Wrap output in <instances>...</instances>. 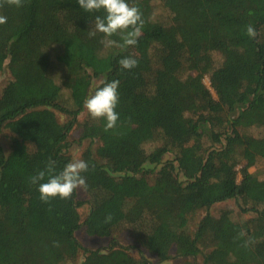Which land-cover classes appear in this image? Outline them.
I'll use <instances>...</instances> for the list:
<instances>
[{
    "label": "trees",
    "instance_id": "trees-1",
    "mask_svg": "<svg viewBox=\"0 0 264 264\" xmlns=\"http://www.w3.org/2000/svg\"><path fill=\"white\" fill-rule=\"evenodd\" d=\"M156 2L169 21L155 16ZM128 3L142 13V35L121 48L115 34L109 39L116 44L105 48L102 33L89 35L103 10L86 12L78 0H23L22 7L0 0L7 18L0 24V72L7 62L18 67L0 97V135L12 133L10 152L0 146V264H68L82 251V264H164L175 257L264 264V179L250 172L264 161V135L244 131L264 129V0ZM125 56L138 66L122 69ZM101 79L120 81L119 120L108 131L106 120L89 113L78 120ZM79 126L81 141L90 142L82 155L89 165L82 173L90 206L84 222L79 189L45 203L30 181L49 160L57 173L72 160L69 136ZM148 143L155 144L151 152ZM229 200L255 217L240 223L229 212H209ZM202 210L207 214L193 231ZM83 225L90 236L111 238L109 247L84 248L77 238ZM126 230L138 257L114 237Z\"/></svg>",
    "mask_w": 264,
    "mask_h": 264
},
{
    "label": "clouds",
    "instance_id": "clouds-1",
    "mask_svg": "<svg viewBox=\"0 0 264 264\" xmlns=\"http://www.w3.org/2000/svg\"><path fill=\"white\" fill-rule=\"evenodd\" d=\"M9 5L23 6V0H4ZM78 5L86 12H99L103 10L104 15H97L93 27L89 31L90 36L102 33L105 37L101 41L105 48H110L116 41L109 39L115 34H120L122 44L118 46L126 48L135 46L138 38L142 35V13L139 8L132 6L128 0H78ZM2 6V5H0ZM7 22V18L0 16V24ZM246 33L250 38L257 36V31L252 24L246 25ZM122 69L131 70L138 66V61L125 56L118 61ZM119 80L111 82L101 79L94 82L95 91L84 101V107L93 119L106 120L105 131L116 126L119 114L116 111L119 104ZM89 165L82 159L70 160L58 173L55 170V162L49 160L46 171H39L30 177L33 184L38 185L39 198L45 203L59 197L61 200H68L76 190H86V178L82 173L88 171ZM47 174V179H45ZM111 219V216L108 217ZM245 232L241 230L239 236L243 237ZM251 243L245 242V247Z\"/></svg>",
    "mask_w": 264,
    "mask_h": 264
},
{
    "label": "rangeland",
    "instance_id": "rangeland-1",
    "mask_svg": "<svg viewBox=\"0 0 264 264\" xmlns=\"http://www.w3.org/2000/svg\"><path fill=\"white\" fill-rule=\"evenodd\" d=\"M155 16L157 18H161L164 21H169V13L164 9L161 2L155 3ZM18 67L16 65H11V63L7 62L5 65V68L2 72H0V97L3 93V90L5 87L13 80H15L16 76V70ZM205 84L211 89L210 80L208 77L205 78ZM214 96L216 97L215 92L213 91ZM87 110L79 116V123L83 124V122L87 118ZM57 116L61 123H64L66 121V117L63 116L60 113H57ZM246 133L251 134L256 137H260L264 135V129L262 128H255L252 127L248 130H244ZM81 129L80 126L76 129L74 128L69 136V142H70V148L69 153L72 156V159H82V155L84 154V151L87 147L90 146V142L88 141H81ZM12 133L10 131H4L2 135H0V146L3 147L6 153H9L11 150V144H12ZM209 143L206 142V145ZM96 145H93V149H95ZM155 147V144L148 143L145 148L148 152H151ZM245 165V162L240 164L238 166V170H241L242 167ZM250 172L255 174L258 178L261 180L264 179V161H260L256 166L252 167L250 169ZM155 174H150L148 176V179L151 183H154L155 180ZM242 176L239 173L238 180L241 181ZM79 199L81 202H83V206L80 208V213L82 216L83 222L86 220L89 212H90V206L87 204L88 197L85 194L84 191L79 190ZM245 207L242 203L236 202L235 200H229L226 202H221L216 205H214L209 212L213 216H220L223 212H229L232 219L236 222L244 223L252 218L255 217V214L253 212H245ZM207 214L205 210H202L198 212L192 219L191 223V229L194 231L197 229L198 223L200 220ZM114 237H116L122 245L130 247L131 254L135 257L139 256V253L137 249H135V245L133 244V241L130 237V234L128 231L123 232H117L114 234ZM77 238L80 241V243L84 246L86 249L90 250H105L110 245L111 238L108 237H96V236H90L87 233V230L85 226L83 225L82 228L77 232ZM145 256L148 257L153 263H156V259L150 255L148 252L144 251ZM86 254L84 251H82L77 260L74 263H68V264H82V262L85 260ZM186 262H192L193 264H201V259L192 260L190 258H173L170 261L164 263V264H185Z\"/></svg>",
    "mask_w": 264,
    "mask_h": 264
}]
</instances>
